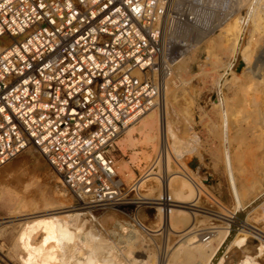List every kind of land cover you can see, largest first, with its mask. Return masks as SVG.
I'll return each mask as SVG.
<instances>
[{
    "label": "built area",
    "instance_id": "1",
    "mask_svg": "<svg viewBox=\"0 0 264 264\" xmlns=\"http://www.w3.org/2000/svg\"><path fill=\"white\" fill-rule=\"evenodd\" d=\"M253 1L0 0V166L34 147L79 209L128 206L134 186L116 170L120 136L159 108L167 78L226 16L244 6L240 23L249 22ZM158 201L170 213V197ZM208 210L221 222L223 212Z\"/></svg>",
    "mask_w": 264,
    "mask_h": 264
},
{
    "label": "bare ground",
    "instance_id": "2",
    "mask_svg": "<svg viewBox=\"0 0 264 264\" xmlns=\"http://www.w3.org/2000/svg\"><path fill=\"white\" fill-rule=\"evenodd\" d=\"M242 1L249 2V0ZM250 6L249 22L244 27H242L240 20H237L236 25L230 27L231 25L226 23L221 28V30L224 29L226 32L227 40L231 41L230 51L232 57L230 56V61L228 63L226 62L227 64H224L225 72L220 76L216 83L218 86V98L216 99L215 104L221 118L219 127L221 145H219V150H221L223 158L222 163L225 167L227 179L234 199V207L231 209L232 211L230 212L226 209V211H222L224 212L222 213V216L220 215V221L223 222V225L213 226L212 228H215L216 232L210 235L211 238L206 241L204 240L205 235H203L206 230L204 231L203 229V232L196 233V231H199L197 223L201 222V219L200 221L195 222V220L199 219V216L197 215L200 213V215L203 214L205 218H210V211L208 209H202L203 207H200L198 204L200 203L199 200L201 199V195L205 193L209 194L206 191V188L212 185L213 175L210 172L205 171L206 167L201 154L192 157V160L196 159L198 161V164L195 167L190 166L191 168H188L189 162L186 163L182 161L185 152H199L200 138L194 132L188 139H184L179 135V131L175 126L176 121L170 115V103L168 100L170 94V77H168L163 86L162 100L159 108L150 110L130 124L120 136L118 142L121 143L120 146H122L120 148H123L124 151L127 147L129 148L131 146V148L133 147V149H135L137 155L141 154V159H139L140 156L138 157L140 162H142V159H144V161H151L153 155H156L157 153L159 154L160 151H164L161 160L157 162V167L159 168L160 166L161 170L150 171L136 183L137 187H135V189L137 188V190H139V188H144L143 186H145L147 181H155V183H157V189L156 186H153L155 187L153 190L155 189V192L157 191L158 197H155V195V198H153L150 193L149 194L152 197H148L147 194L142 195L136 190L139 193L138 195H140V198L133 202V204H138V207L140 208H146L145 205H149L150 208L155 210L153 213L154 219L159 225H162L160 227L161 230L164 229L165 231H168V233L170 232L169 234L175 233L177 234V238L178 236L181 237L180 239H177L178 241L174 246V253H171L172 255L168 254L164 260L157 262L153 259V253L145 252L146 249L140 251V248L146 246L147 243L146 237L144 236L146 235L145 233H149L150 231L156 232L159 228L158 230L153 229V226L152 228L150 225H146L142 219L138 217L140 223L135 226L130 222L120 224V229L122 230L120 242L122 245L121 252H119L123 255H121L123 258H120L116 252V247L118 246L115 242L118 240L114 242V240L111 241V239L106 238L103 231L96 225L97 222H94L95 217L94 220L92 219L93 216L90 217L91 215L89 211L82 212V209H79L74 205H69L68 203H70L69 201L71 198L68 197L69 194L67 193V190L65 192L62 188L54 189L57 188L55 187V185H57V179L53 177L51 179L52 184L50 183L51 185H48V189L46 188L44 191L41 189L43 192L40 191L43 193L41 198H45V201L44 203H38L39 205L42 203L44 209L41 210L40 207L36 206L35 209L37 211L35 212L7 217V220L0 221V225L6 223L9 224L10 222L24 221L23 224L20 223L22 224V231L21 233L19 232L20 240H17L18 242L15 243V247L17 249L21 248L27 252L26 256L21 257L25 264H210L228 236L232 234L234 237L215 263L226 264V258L228 257L227 249H230L233 245L238 243L240 235H245L247 233L260 238L264 243V229H261L259 226H255L248 221L252 213H255L264 206V187L255 186L256 183L252 181L248 182L243 188L239 187L238 176L236 174L237 167L235 166V148L236 145L241 148L244 144L245 137L248 134L246 133V130L250 133H254L259 121V124L261 125L260 130L261 132H264V73L259 71L260 69L257 67L250 69L249 62L251 60L244 55L248 46V44L245 45L246 48L244 46L245 39L247 37H253L254 32L261 27V21L264 19V0H254L253 3H250ZM249 43H251V40ZM197 47H200V45H196L191 51ZM187 56L185 55L179 63L184 62ZM190 57L192 56L189 55L187 58ZM239 63H244L245 66H242V69L237 70L236 67ZM243 78H246V81H243ZM238 81L241 82V84L236 86L237 88H235V93L232 97L233 99H236L237 96H239L238 94H240L239 91L241 89L244 90L247 86L251 88L254 86L256 93H262V96L257 93L259 98L254 102V112L258 117V121H254L253 126L248 128H244L241 124V119H236V121L232 119V116H235L236 114V111L234 110L235 104L231 102L233 100L231 96L225 93V88L236 84ZM242 90L240 92H242ZM260 134L264 133H259V135ZM173 162L178 163L177 169L172 168ZM122 166L121 168H123ZM124 168L127 167L124 165ZM23 169L25 168L23 167ZM17 173L18 175L20 174V172ZM130 174L131 173H127V175ZM29 183L31 184V181ZM29 183L25 182V184L28 185ZM33 184L34 183L32 182L31 185ZM35 186H33V188ZM24 187L27 186L24 185ZM36 188H38V186ZM39 188H41V186ZM24 190H28V188H25ZM150 190L152 191V188ZM41 193H39V195ZM8 195L11 205L16 204L18 199L16 207L24 205L25 201H27L29 205L34 206L36 204L33 205V202L37 203L36 201H39L38 199L40 197L36 196V194L35 196L38 197V199H36L33 196L34 194H32L31 197L33 196L36 200L32 202V198L29 197L30 202L27 197H25L27 198V200H25V198L20 195L14 196L10 191H8ZM244 195H251L252 198L249 201H245ZM167 196H169L172 201L170 213H166L162 209V206L159 205L160 203L158 201L160 198H165ZM242 214L245 216L244 220L243 217H241ZM196 216L198 218H196ZM205 218L202 220H209V218ZM30 219L33 220L29 221ZM239 219H242V224L240 228L238 227L236 229L235 225H237L236 223ZM209 221L212 222V220ZM209 221H203L201 223L204 225V223H208ZM208 224L207 226L209 227ZM208 227L205 226V229ZM202 228L203 227H201V229ZM212 228L210 227L209 229ZM36 229H40L43 232L42 240H39L40 242L32 241L35 238L34 231ZM215 241L218 243L217 247H214L213 245V242ZM149 244L152 245V243Z\"/></svg>",
    "mask_w": 264,
    "mask_h": 264
},
{
    "label": "rangeland",
    "instance_id": "3",
    "mask_svg": "<svg viewBox=\"0 0 264 264\" xmlns=\"http://www.w3.org/2000/svg\"><path fill=\"white\" fill-rule=\"evenodd\" d=\"M242 7L232 16H226L231 17L229 20H227L228 22H226L228 23V25H231L230 27H232V25H236V21L240 20V16L244 14L245 8ZM251 38L247 37L244 41V46L247 44L249 46V48L247 46L248 49L245 46L247 51L246 53H244V55L249 57V59L251 60L249 62L250 69L253 67H257L258 69H260L259 71H262L264 73V19L261 21V27H259L254 32L253 37ZM227 39L228 38L226 37V32L224 29L216 31L214 34L209 36L200 45V47H197L196 49L191 51L189 55L192 57L187 58L189 56L188 55L185 58L186 60H184V62L179 63L176 66L175 72L172 74V76H170V94L168 96V100L170 103V115L176 121L175 126L179 131V135H181L184 139H188L194 132L200 138L198 148L199 152H185V156L182 161L190 163L194 155L201 154L206 167L205 171L210 172L213 175L212 185L206 188V191L209 194L205 193L201 195V199L199 200L200 203L198 205L200 207H203L202 209L208 208L210 210L220 212L226 211V209L231 210L234 207V199L231 193L230 184L227 179L225 167L222 163L223 158L221 150H219V145H221L219 128L221 118L218 112V108L215 104L216 99L218 98V86L216 83L218 82L220 76L225 72L224 64H227L232 57L230 51L231 41H228ZM250 40L251 43H249ZM254 64L257 66H255ZM242 66H245L244 63H239L236 69H242ZM245 79L246 78H243V81ZM240 84L241 82L238 81L236 84L232 85L233 87L230 86L228 88H225V93H227V95H230L232 98L233 94L235 93V88H237L236 86H239ZM248 87L249 86L245 87L244 90L241 89L242 92H240L241 90L239 91V96H237V98L235 97L236 99L232 98L233 100L231 101L235 104L234 110L236 111V117L232 116V119L234 121H236V119H241V124L244 126V128L253 126L254 121H258V117L254 112V102L259 98L258 94L260 93L257 92V94L255 92L256 90H254V86H252L253 88L249 87V89ZM260 96H262V93L260 94ZM260 129L261 125L258 121L257 128L255 129L254 133H250L248 130H246V133L248 134L245 137L244 144L241 146V148H239L238 145H236L235 148V166L237 167L236 174L238 176L239 187L241 188L246 186L248 182L251 181L256 183L255 186L264 187V136H262L264 134L259 135V133L264 132H261ZM120 144L121 143L118 142V151L116 153V170L121 181L126 186H134V191L130 190L127 194V199L131 203V206L128 204V206L126 205L124 207L118 208L117 210L110 209L106 212H99L94 214L92 213L90 214V217L93 216V220L95 217L94 222H97L96 225L103 231V234L106 235V238L111 239V241L114 240V242L118 240L115 242L119 247V249L118 247H116V252L120 258H123L122 253H120L122 245L120 242L122 235L120 224L130 222L129 217L127 216V211H132L134 215L140 217L146 225H150L151 227L153 226V229L158 230V228L160 229V227L162 226L159 225L154 219L153 213L155 212V210L153 208H150L149 205H145L146 208H137L136 204H132L133 202L137 201L138 198H140V195H138L139 193H141L142 195L147 194L148 197H158L157 191L155 192V189L153 190V188H155L153 186H156L157 189V183H155V181H147V183H145V186L149 185L151 187L143 186L144 188H139V190L141 191L137 190V188L135 189V187H137L136 183L150 171L161 170L160 166L159 168L157 167V162L161 160V157L157 153L156 155H153L151 161H144V159H142V162H140V160H138V157L140 156L139 159H141V154L137 155V153H135V149H133V147L131 148V146L129 148L127 147V149H125L124 151L123 148H120L122 146H120ZM189 163L188 168H191ZM124 165L127 168H124ZM121 166L123 168H121ZM23 167L25 169H23ZM177 167L178 163L173 162L172 168L177 169ZM17 172H20V174L18 175ZM127 173L131 174L127 175ZM53 177L57 179V185H55V187L57 188L54 189L62 188L66 192V189L61 183L59 174L51 166L44 154H42L34 147L28 148L8 163L0 166V221L7 220V217L35 212L37 211L35 209L36 206L40 207L41 210L44 209V205L42 203H44L45 198H41V195L43 196V193L41 192H43L46 188L48 189V187L52 184L51 179ZM23 178L26 181H24ZM30 181L31 184L32 182L34 184L31 185L29 183ZM25 182L29 183V185L25 184ZM37 183L41 186V188H39L40 186ZM24 185H26L27 187H24ZM33 186L35 187L33 188ZM37 186L38 188H36ZM42 186L47 187L44 188ZM25 188H28L29 191L24 190ZM151 188L152 191L150 190ZM8 191H10L14 196L20 195L23 198L27 197L29 199L28 201H30V198H32V202L38 199V197L40 196L38 199L39 201L36 202L42 203H40L39 205V203L37 204L33 202V205H36L32 206L29 205L27 201H25L24 205L16 207L18 204V199L16 204L11 205L9 202ZM148 191H151L152 193ZM31 193L34 194L33 196L36 199L33 196L31 197ZM39 193L41 194L39 195ZM67 193L69 194L68 197L71 198L69 201L70 203L68 204L78 207L72 194L68 191ZM149 193L152 196H150ZM35 195L38 197H36ZM27 198H25V200H27ZM251 198V195H244L245 201H249ZM81 211L86 212L87 210ZM201 215L200 213L197 215L199 216V219L195 220V222L200 221V219L201 222L212 220V222H208L212 224H208L206 222L203 225L201 222H198L197 227L199 228V231H196V233L203 232V229L205 231L206 229H209L210 227L212 228L215 225H223V222H219L213 219L211 216V219L208 217L209 220H202L205 217L203 216V214ZM197 216L196 218H198ZM241 217H243L244 220V214H242ZM32 220L33 219H30L29 221ZM248 221L255 226H259L261 229H264V206L255 213H252ZM20 223L23 224L24 221L10 222L9 224L6 223L0 225V264H25L22 261L21 257L26 256L27 252L21 248L17 249L15 247V243L20 240L19 232L21 233L22 231V224ZM207 224L209 225V227L207 226ZM236 224L237 225H235V228H240L242 219H239ZM200 226L203 228L201 229ZM205 226L208 228L205 229ZM38 230L36 229L34 231L35 238L32 241L38 242L39 240H42L43 232L40 229ZM176 235L177 234L175 233H171L169 234L168 238H166L164 232L163 234L156 237V243L151 242V240H146L147 243L150 241L149 243H152V245L148 243V246L146 243V246H143V248L141 247L140 251L146 249L145 252L153 253L154 261L161 262V260H164V258H166L168 254L172 255L174 253V246L178 241L177 239L181 238L180 236H178L177 238ZM213 245L214 247H217V241L213 242ZM236 245H233L230 249H227L228 257L226 256V264H264V243L260 238L246 233L245 235H240L238 243Z\"/></svg>",
    "mask_w": 264,
    "mask_h": 264
},
{
    "label": "water",
    "instance_id": "4",
    "mask_svg": "<svg viewBox=\"0 0 264 264\" xmlns=\"http://www.w3.org/2000/svg\"><path fill=\"white\" fill-rule=\"evenodd\" d=\"M198 161L196 159H193L189 165L191 167H195L197 166ZM234 236L232 234H230L228 236V238L226 239V241L224 242V244L222 245V247L220 248V250L218 251V253L216 254V256L214 257V259L212 260V262L210 264H215L217 262V260L219 259V257L221 256V254L223 253V251L225 250V248L228 246V244L230 243V241L232 240Z\"/></svg>",
    "mask_w": 264,
    "mask_h": 264
}]
</instances>
